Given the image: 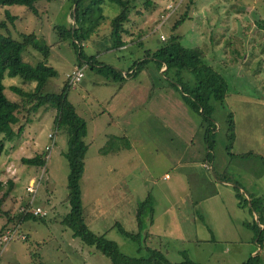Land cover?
Segmentation results:
<instances>
[{
  "label": "rangeland",
  "instance_id": "1",
  "mask_svg": "<svg viewBox=\"0 0 264 264\" xmlns=\"http://www.w3.org/2000/svg\"><path fill=\"white\" fill-rule=\"evenodd\" d=\"M176 3L177 8L175 6V11L170 12L168 5ZM74 5V0L40 1L37 6L43 12L36 16L24 6H6L0 0V21H5L13 38L20 40V33H34L48 46L47 64L56 69L57 75L46 81L44 92H60L66 73L73 68L80 50L85 56L93 55L99 63L111 65L122 73L142 59L145 50L154 51L174 36H179V42L185 47L199 48L204 62L227 84L224 101L214 104L211 122L192 112L196 119L191 126L194 137L187 146L185 158L195 159V162L190 168L178 170L173 168L166 153L169 144H181L182 139L162 125L154 127L148 123L151 128H147L140 121L143 118L140 113L131 115L134 105H130L124 114L111 112L109 104L114 106L117 99L109 101L119 83L85 66L82 80L67 91L68 100L85 119L89 130L85 138L88 150L84 172L79 180L83 222L95 234L116 242L119 251L134 260L148 259L147 246L161 251L170 262H180L186 255L201 264H241L249 256L258 254L264 264V234L258 243V236L251 228L252 224L258 223L257 215L250 212L249 203L243 209L236 208L234 196L225 194L222 189L219 197H224L226 202L219 205L217 220L211 222V213H203L202 208L215 204L218 201L215 196L191 204L213 191L218 185L214 181L225 175L233 190V185L238 182L244 198H259L264 206V0H130L126 28L133 34L128 40L142 38L140 43L130 44L123 51L113 48L110 26L111 18L120 8L107 0L101 4L86 0L82 4V10H89L78 24L83 28L91 25L92 29L89 34L85 33L79 44L75 42L76 48L69 39L60 41L56 26L68 28L74 24ZM5 9L15 17L13 21L6 17ZM165 14L169 16L159 25ZM22 58L34 65L43 61L44 56L28 47L22 52ZM153 64L146 67L153 68ZM142 74L144 72L140 70L136 77L140 86L138 92H148L146 99H151L163 83L158 79L160 82L154 81V88H151ZM162 80L171 85L168 80ZM3 84L6 96L16 101L19 98L10 89L12 85L31 90L35 83L24 85L19 76L4 75ZM134 97L136 99L139 94L134 93ZM139 111L143 113L142 109ZM127 114L130 121L139 116L138 126L130 132L125 130L126 127H120V121ZM188 114H191L190 110ZM24 115L25 111H21L13 119V125L10 122L13 129L21 123L25 126L20 135L5 142L6 152L0 156L3 190L8 188L9 181L12 183L3 197L2 208L12 217L18 215L31 201L32 195L26 191V186L32 178L39 180L40 185L31 206L41 207L47 215L43 219L36 216L23 224L16 223L27 239L11 241L0 249V264H112L94 246L73 237L71 230L61 223L69 209L66 186L69 168L64 156L67 132L54 125L55 108L40 107L27 115L28 122ZM144 116L152 119L146 112ZM229 116L234 122L230 152L226 149L225 134ZM212 125L216 127L215 145L207 157L205 131ZM48 134L55 140L49 151L45 149L51 143ZM109 134L129 136L135 148L128 153L102 154L100 150L110 139ZM36 155H45L44 166L27 165L21 160ZM202 158L224 161L223 168H205ZM194 172L201 176L198 178L202 185L185 177ZM180 180L184 185H178ZM186 185L195 188L187 189ZM189 193L193 194V200ZM148 194L154 199L152 223L148 224L146 238L138 243L122 235L116 223L127 232L136 233V209ZM197 216L204 217L203 223ZM229 217L235 225L239 224L237 235L225 234L229 228L220 223ZM8 225L7 217L0 214V230Z\"/></svg>",
  "mask_w": 264,
  "mask_h": 264
},
{
  "label": "trees",
  "instance_id": "2",
  "mask_svg": "<svg viewBox=\"0 0 264 264\" xmlns=\"http://www.w3.org/2000/svg\"><path fill=\"white\" fill-rule=\"evenodd\" d=\"M40 1L44 0H2V4L6 6L21 5L34 15L39 16L37 3ZM85 1L74 0V24L72 26L70 25L68 28L62 25L56 26L60 41L69 39L75 48L76 44H79L84 39L85 33L89 34V31L92 29L91 25L83 28L81 24H78L80 18H83L89 10V8L82 10V4ZM95 1L97 4H101L106 0ZM107 1L115 3L120 8L119 13L110 20L113 44L114 47H119L124 44L121 37L126 31L125 25L129 21L130 0ZM99 10L101 9L99 8ZM5 15L11 21L15 19L7 9H5ZM97 18L101 19L100 16ZM19 36L20 40L13 38L5 21H0V134H2V138L0 139V156L6 151L5 142L20 135L25 126L24 123H21L16 129L12 128L10 122L13 125V119L17 117V114L25 111L26 115L24 117H26V121L28 122L30 118H27V115L35 113L40 107L49 106L55 108L54 125L57 128H64L67 132V149L64 156L68 161L69 168L66 184L69 209L63 215L61 223L71 230L72 236L80 238L86 245L94 246L97 251L108 257L112 264H199L186 255L180 262H170L161 251L147 246H145V250L149 255L148 259L142 261L134 260L122 254L116 242L107 239L104 235L95 234L83 222L79 180L84 172V157L87 151V145L83 139L87 134L86 121L77 113L75 106L68 100L67 91L69 87L66 83H64L58 93L43 91L46 81L57 75L56 69L47 64L48 46L42 44L33 33H20ZM28 47L41 52L44 56L43 61L34 65L24 61L22 52ZM202 55V51L199 48L185 47L179 42V36H174L154 51L145 50L144 58L133 64V75H137L149 60H153L159 70L165 67L163 74L168 78L169 83L176 90L180 91L186 103L209 123L212 121V114L215 110L214 104L224 101L227 84L218 72L204 62ZM82 60H85L87 65L98 73L106 75L107 79L114 81L123 80L121 71L108 64L99 63L94 56H85L80 50L77 54L78 65L83 64ZM4 75L8 77L19 76L23 80L24 85L31 82H34L35 85L31 90H24L22 87L12 85L10 89L19 98V100L12 101L4 93ZM215 128L212 125L205 131L206 148L208 150L207 157H210L215 145ZM226 137L228 140L226 149L230 152L231 143L234 139L232 116H229L226 122ZM123 139L124 141H122ZM123 139L117 137L110 138L106 142V145L101 148V153L107 154L111 151H116L119 142H125L126 147H128L127 140ZM21 160L24 164L33 166H44L47 161L45 155L21 158ZM8 184V188L3 190L4 186L0 181V214L7 217L8 227L15 225L17 222L23 224L29 219H36L37 217L29 212H20L18 215L12 217L8 212L3 210V197L11 188L12 183L9 181ZM239 188L240 186H237L235 192L240 206L245 207L249 203L250 212H254L257 215L258 223L252 224L251 228L254 230L255 235L258 236L257 241L259 243L264 234V206L261 205L259 198H252L250 196H248V200L244 198ZM153 212L154 199L151 194H148L136 209L135 217L138 231L136 233L127 232L120 224L116 223L118 231L135 242H141L142 238H146V229L148 224L152 223ZM38 218L43 219L42 217ZM4 229L2 228L0 232ZM242 264H262V261L259 255L256 254L255 256L248 257Z\"/></svg>",
  "mask_w": 264,
  "mask_h": 264
},
{
  "label": "crops",
  "instance_id": "3",
  "mask_svg": "<svg viewBox=\"0 0 264 264\" xmlns=\"http://www.w3.org/2000/svg\"><path fill=\"white\" fill-rule=\"evenodd\" d=\"M41 12H43V10L39 9V14ZM125 29H126V31L122 34V37H121L124 44L119 46V47H114V44H113V48L116 50L123 51V50L128 49L131 46L130 44H137V43L141 42L140 40H141L142 36L140 37V39L134 40L132 38L131 40H128V38L132 37L131 34H133V33L131 30H130V32H127L128 30L126 28V25H125ZM90 56H93V55H90ZM143 58H144V54H143L142 59ZM82 62H83L82 66H87V63L85 62V60H82ZM149 63H152V64L154 63L153 64L154 67L153 68L146 67V65ZM133 64L128 67L127 71L122 70L123 80L117 79L118 81H116V82L119 83V86L117 88V91L113 95V97L110 98L109 103H111L113 101V98L117 99V101L114 104V106H110V104H109V107L111 108L109 110L111 112L116 111V113L119 112L120 114H124L125 112L127 113L128 108H130V105H134V107H133L134 113L132 112L131 115L140 113L141 115H139V116H143L142 120H140V121H143L147 128H151V126L148 124V123H151L152 125H154V127L157 124L160 126L162 125V127L166 128V129H169L173 134H175L177 137H180L182 139V141H181L182 143L181 144H175L174 146L169 144L168 145L169 152L166 153V155L169 157L171 164L173 165V168L178 169V170H180V168H190L191 164H193L195 162V159L185 158V151L187 150V146L190 145L191 139L194 137V135L192 137V133L194 131H193V129H191V126L194 125L193 122L196 121V119L192 115V112H194V110L191 108V106H189L186 103V101L184 100L183 95L180 91L176 90L173 86L171 87V85L169 86L167 82L162 80L163 78L168 80V78L166 76H164V74H163L165 67L163 70L162 69L159 70L157 68V66L155 65V62L153 60H149L145 64V66L143 67V69H142V71L144 72V74H142L143 78L146 80L147 85L152 86L151 88H154V86H153V84L155 83L154 81H156V82L161 81L163 83V85L158 89V92H156V94H154V96L152 94L151 99L150 98L146 99L148 92L143 91V90H141V94H142V96H141V94L138 92L140 86L137 84L138 81H136L137 75H135V76L133 75V70H134ZM75 65H78L77 60H76V63L73 64V67ZM144 69H146L147 72H145ZM158 73H160V74H158ZM158 79H160V81ZM136 92L139 94V97H136V99H135L134 93H136ZM144 98H145V101H143ZM140 109L143 110V113L139 111ZM189 110H190L191 114H188ZM145 112L148 113L152 117V119H149L148 117L145 118V116H144ZM139 116L136 117V120L130 121L128 119V114H127L125 116L124 120L120 121V127L121 128L126 127L127 129H125V130H128L130 132V130H133L135 127L138 126ZM180 129H182V130H180ZM88 134H89V130L87 128V134L83 138L85 143H86L85 138H87ZM188 134H190V135L188 136ZM225 134H226V132H225ZM104 135L106 136L107 134H104ZM183 136H184V138H183ZM187 136H188V138L185 139ZM112 137H117V138H121V139L125 138V140H127V143L129 144V146L126 147L125 142H119V144L117 145L118 149L116 151H111L109 153L119 154L122 151L128 153L132 150V148H135L134 141L132 139H130L129 136H125V135L116 136V135L111 134L110 138H112ZM122 141H124V139ZM54 143H55V140H54ZM86 145H87V150H88V144L86 143ZM100 152H101V150H100ZM109 153H107V154H109ZM223 162H221V161L217 162L214 159H212V161H210V158H205V159L202 158V163H203V166L205 165V168H207V167L212 168V166H214V168L216 167V168L221 170L223 168L221 166V164ZM206 163L208 165H206ZM194 173L195 174L185 175V177L188 179H191L193 182H195L196 185H198L199 182L202 185L201 181L198 178L201 176L198 175V172H194ZM219 174H222V173H219ZM165 177H167V179L170 178L168 175H165ZM219 179H216L217 181H214L218 185L215 187V189L213 191H210L209 193H205L204 195L199 197L196 202H191V204H195V203L198 204L200 201L209 200L214 196L218 199V201L215 202V204H210L209 206L202 208L203 213H205V212L211 213V216L209 218L210 222L212 220H217L218 207L220 204L223 205L226 202L224 197L223 198L219 197L220 196L219 193L221 192L220 190H222V189H225V194L229 193L230 196H232V195L234 196V198L236 200V204H235L236 208H238V209L244 208V207L240 206L238 198L236 197L235 190H236L237 186H239V183L238 182L235 183V181H234V183L236 185L235 186L233 185V188H234V190H233L230 186H228L230 181L228 178H226L225 175H222L221 177H219ZM31 180H32V178L29 179V182H31ZM177 183H178V185H184L182 180L178 181ZM186 186H187V189L195 188L194 186H190V185H186ZM196 191H198V190H196ZM189 195L191 196V200H193V198H192L193 194L189 193ZM198 218L203 223L204 217L200 216ZM220 223L225 228H229V230H227V232L225 234H231V235H237L238 234L236 227L239 226V224L235 225V223L233 222V219L231 217L227 218L225 221H221ZM241 225L243 227V221L241 222ZM210 240H213L212 237H210ZM255 255H253V256H255ZM197 263H199V262H197ZM199 264H201V263H199Z\"/></svg>",
  "mask_w": 264,
  "mask_h": 264
},
{
  "label": "built area",
  "instance_id": "4",
  "mask_svg": "<svg viewBox=\"0 0 264 264\" xmlns=\"http://www.w3.org/2000/svg\"><path fill=\"white\" fill-rule=\"evenodd\" d=\"M178 3L169 4L167 8L170 9V12L173 13L177 8L176 5H178ZM168 16L169 14L162 15L161 16L162 20H160L159 25H161ZM161 39L164 40L163 37H161ZM84 68L85 66L75 65L69 72L66 73L65 83L69 88H74L82 80L84 76ZM48 137L51 139V143L46 145L45 149L49 151L54 144V136L52 134H48ZM39 185H40L39 180L36 181L35 179H32L31 182L26 186V191L32 195V198L31 201H29V204H27V206H24L20 209V212H24V213L29 212L32 215L39 217H44L47 215V212L41 207L31 206L33 202V198L35 197ZM25 239H26V234L22 231L19 224L9 226L5 230L0 232V249L3 250L6 247V245L11 241L14 240L22 241Z\"/></svg>",
  "mask_w": 264,
  "mask_h": 264
}]
</instances>
